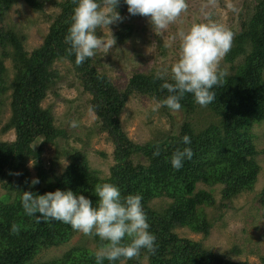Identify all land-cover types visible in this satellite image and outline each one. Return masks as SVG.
Segmentation results:
<instances>
[{"label": "trees", "instance_id": "1", "mask_svg": "<svg viewBox=\"0 0 264 264\" xmlns=\"http://www.w3.org/2000/svg\"><path fill=\"white\" fill-rule=\"evenodd\" d=\"M23 1L36 12L51 2L60 13L44 43L29 53L24 46L26 37L5 25L6 16L20 0H0V114L11 91V117L3 132H16L15 141H0V187L5 191L0 194V264H35L40 253L68 244L78 233L62 222H37L35 216L26 215L21 206L23 192L43 195L57 189L71 190L95 203V186L103 182L117 185L122 195L142 196L149 231L156 237L154 254L141 250L138 257L125 264H141L142 259L149 264H250L230 260L205 247L202 241L181 238L176 230L186 228L208 238L219 220L210 218L207 210H227L234 199L253 192L258 183L261 166L257 156L264 149L257 150L252 130L264 123V0H245L239 13L240 30H230L234 35L225 60L231 64L239 58L242 61L233 74L225 75L214 86L215 99L204 107L196 104L189 93L180 100V110L188 117L197 109L206 108L217 122L198 132L193 123L184 121L178 134L144 144L128 137L121 115L134 95L160 103L168 95L160 85L165 80L171 83V79H154L155 74L139 73L129 80L125 90H119L108 75L94 67L93 58L77 65L75 56L66 52L69 46L64 37L77 0ZM97 3L102 6L106 0ZM122 3L120 0L115 9L121 11ZM130 36L131 28L124 26L114 37L122 43ZM7 59L13 62L15 72L11 83L6 77ZM58 61L71 64L82 91L91 97L99 133H106L115 147L114 165L108 177H100L91 168L86 153L76 148L65 151L70 164L63 173L56 174L55 165L49 169L46 166L44 147L67 138L66 131L56 126L51 107L42 106L61 80L54 68ZM184 135L191 139L193 156L176 170L171 167L170 158L174 151L185 147L181 143ZM157 149L160 154L154 156ZM30 162L40 181L35 186L31 185ZM217 185L222 186L219 203L213 188ZM159 199L170 200L160 211L153 207ZM258 203L264 207V187ZM222 216L220 213L219 218ZM13 223L19 228L17 234L10 231ZM94 241L97 248L104 243L98 237ZM94 253L87 247H73L61 258L42 264H95ZM104 264L109 262L105 260Z\"/></svg>", "mask_w": 264, "mask_h": 264}, {"label": "rangeland", "instance_id": "2", "mask_svg": "<svg viewBox=\"0 0 264 264\" xmlns=\"http://www.w3.org/2000/svg\"><path fill=\"white\" fill-rule=\"evenodd\" d=\"M59 2L65 0H57ZM245 0H186L187 8L180 16L165 29L154 31L149 19L144 16H132L127 11V5L122 3L116 11L121 19L112 24L97 29L98 36L114 38L113 46L107 51H97L94 55V67L101 73L108 75L112 83L121 91L125 90L129 80L136 74H156L157 71L166 72L164 78L171 79L170 67L179 58L181 31H188L195 23H207L209 20L223 25L228 30H240L239 13ZM106 8V4L101 6ZM60 9L48 2L43 10L36 12L26 2L20 0L5 18V25L15 29L26 37L24 42L27 52L38 49L49 33L50 27ZM124 26L131 28V36L125 42L119 43L114 37ZM234 35V34H233ZM226 54L219 61L218 72L231 75L242 58L234 64L225 60ZM11 59H7L6 77L11 83L15 74ZM60 75V82L50 90L44 100L43 108L52 109L57 127L67 133V138L57 140L56 144L44 147V160L47 168L55 165L56 174H61L70 164L65 151L76 148L84 151L88 156L90 166L98 172L100 177H108L114 165V145L106 133L98 131L96 114L91 110L90 95L85 94L74 74L69 62L55 63ZM167 70V71H166ZM11 91L5 97L0 114V141L13 142L16 139L14 130L3 132L4 126L11 117ZM184 121H190L200 132L211 123H216V117L206 108L197 109L196 113L188 117L181 110L167 112L161 103L145 96L134 95L129 98L125 110L121 115V123L128 137L137 144L157 142L178 134ZM75 122V126H73ZM254 141L258 151L264 149V123L256 125L253 130ZM261 166L259 180L251 193H245L234 199L227 210L208 209V215L215 221L208 238L195 234L188 229H177L181 238L202 241L205 247L224 255L233 261H248L250 264H264V207L258 203L260 192L264 187V153L257 156ZM28 168L31 179L36 171L33 163ZM199 187L204 188L199 184ZM215 197L221 200V185L213 187ZM5 191L0 187V194ZM168 199L153 202V207L159 211L166 208ZM220 213L223 216L219 218ZM73 247H87L97 250L94 236L78 232L72 240L57 248L43 251L37 257L35 264H42L61 258ZM141 264H149L142 259Z\"/></svg>", "mask_w": 264, "mask_h": 264}, {"label": "clouds", "instance_id": "3", "mask_svg": "<svg viewBox=\"0 0 264 264\" xmlns=\"http://www.w3.org/2000/svg\"><path fill=\"white\" fill-rule=\"evenodd\" d=\"M120 0H106L102 9L97 0H77L73 9L71 24L64 37L69 46L66 52L75 56V63L81 64L94 57L97 51L107 52L114 38L98 36L97 29L121 19L113 9ZM130 15L147 17L154 31L165 29L187 8L186 0H123ZM180 37L179 58L170 67L171 83L165 80L160 87L168 95L160 103L172 112L180 110V100L189 93L194 102L201 107L215 99L212 91L225 76L218 72L219 61L230 50L233 33L223 25L209 20L195 23ZM167 71V70H166ZM166 72L157 71L154 79L164 80ZM75 126V122H73ZM185 147L174 151L170 158L173 169L179 170L185 159L193 156L191 139L188 135L181 138ZM157 149L153 155L159 156ZM38 178L31 185L39 184ZM95 203L89 198L71 190L57 189L37 195L23 192L21 206L28 216H35L37 222L59 221L77 232L98 237L104 242L94 253L95 264H125L127 260L140 255L141 250L155 253L156 237L149 231L150 225L142 206L139 194L122 195L120 188L109 182L95 186ZM39 213L40 215H35ZM10 231L19 232L13 223ZM127 238V239H126Z\"/></svg>", "mask_w": 264, "mask_h": 264}]
</instances>
